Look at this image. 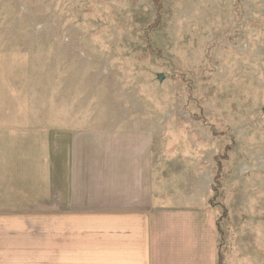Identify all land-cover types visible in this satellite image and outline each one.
I'll return each instance as SVG.
<instances>
[{"label": "rangeland", "instance_id": "1", "mask_svg": "<svg viewBox=\"0 0 264 264\" xmlns=\"http://www.w3.org/2000/svg\"><path fill=\"white\" fill-rule=\"evenodd\" d=\"M0 66L64 163L78 127H143L197 156L228 213L221 257L264 264V0H0ZM5 134L17 161L45 159L37 133Z\"/></svg>", "mask_w": 264, "mask_h": 264}, {"label": "crops", "instance_id": "2", "mask_svg": "<svg viewBox=\"0 0 264 264\" xmlns=\"http://www.w3.org/2000/svg\"><path fill=\"white\" fill-rule=\"evenodd\" d=\"M6 74L0 66V132L18 142L37 133L46 156L27 165L0 141V264H229L210 203L214 176L197 156L167 154L143 127H78L64 163L54 125L38 123Z\"/></svg>", "mask_w": 264, "mask_h": 264}, {"label": "trees", "instance_id": "3", "mask_svg": "<svg viewBox=\"0 0 264 264\" xmlns=\"http://www.w3.org/2000/svg\"><path fill=\"white\" fill-rule=\"evenodd\" d=\"M219 170H220V172H221V169L219 168ZM217 177V176H216ZM216 181L214 182V185H213V195H212V197L210 198V203L213 205L214 204V200H215V198L217 197V195L219 194V192H218V185H217V179H215ZM221 208H222V210H223V213H222V215L221 216H219V219H221V218H227V210H226V208H225V206H221ZM219 219H218V221H219ZM219 264H223L222 263V260H220V263Z\"/></svg>", "mask_w": 264, "mask_h": 264}, {"label": "water", "instance_id": "4", "mask_svg": "<svg viewBox=\"0 0 264 264\" xmlns=\"http://www.w3.org/2000/svg\"><path fill=\"white\" fill-rule=\"evenodd\" d=\"M160 79H162V75H160ZM262 110H263V112H264V106H263Z\"/></svg>", "mask_w": 264, "mask_h": 264}]
</instances>
